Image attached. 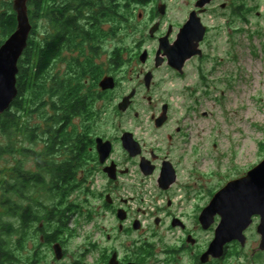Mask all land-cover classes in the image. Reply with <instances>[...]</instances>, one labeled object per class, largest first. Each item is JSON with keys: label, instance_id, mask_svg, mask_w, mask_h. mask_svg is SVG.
<instances>
[{"label": "flooded vegetation", "instance_id": "flooded-vegetation-1", "mask_svg": "<svg viewBox=\"0 0 264 264\" xmlns=\"http://www.w3.org/2000/svg\"><path fill=\"white\" fill-rule=\"evenodd\" d=\"M81 1L61 0V9L66 10L62 22L76 18L84 32L97 35L96 40L101 42L109 34L103 25L111 20L114 0H88L90 8L80 6ZM121 1L130 15L136 11L134 7H141L137 19H151L148 39L153 44L140 42L137 56L141 61L145 52L146 61H141V69L131 72L133 86L121 98L135 91L123 112L134 116L98 121L92 128L94 160L90 163L91 200L87 211L90 228L85 235L92 262L75 264H225L231 248L248 246L249 232L255 226L260 242L254 256L260 257L264 250L260 249L261 215L257 214L244 230L245 244L233 240L225 245L222 256L208 254L223 218L218 211L210 214L215 190L195 176L199 172L187 160L193 148L191 109L179 111L172 100L155 94L161 85L175 87L177 78L186 76L191 62L207 57L210 39L220 35L225 17L231 33L242 14L257 11V0H116L115 4ZM47 19L53 21L50 15ZM188 23L192 25L188 40L197 43L195 49L201 53L186 59L180 72L169 64L163 44L174 46ZM98 66L107 76L108 65ZM164 67L173 75L159 79L158 72ZM112 76L116 87L102 91L116 90L121 84L118 76ZM144 103L149 117H142L138 110ZM99 138L111 142V153L104 162L97 150Z\"/></svg>", "mask_w": 264, "mask_h": 264}, {"label": "rangeland", "instance_id": "rangeland-1", "mask_svg": "<svg viewBox=\"0 0 264 264\" xmlns=\"http://www.w3.org/2000/svg\"><path fill=\"white\" fill-rule=\"evenodd\" d=\"M13 2L14 0H0V15L7 10L15 11ZM118 3L115 4L117 5L115 13L118 11L119 14L113 16L112 13L111 20L107 25H103L109 30V34L101 42H96L95 63L107 64L108 75L118 76L121 84L116 90L108 92L102 91L99 85L100 93L91 105L93 116L89 118L86 126L89 134L95 133L92 128L96 127L98 121L134 116L133 113H123L119 110L118 104L122 101L123 95L131 91L133 86L131 72L142 68L143 64L137 56L140 42L146 40V46L153 44L148 39L151 19H137L142 8L134 7L136 11L130 15L124 3L122 1ZM34 22L31 35L37 40H44L49 33L55 31L45 14ZM224 22L225 26L220 35L210 39L207 57L191 62L186 76L177 78L176 86L172 89L168 85H161L155 90V94H162L172 100L179 111L191 109L193 148L187 160L196 168L194 171L199 172L195 176L200 177L205 186L213 188L215 193L228 182L245 176L264 159V0H257L256 12L242 14L241 19L232 25L231 33L227 17L224 18ZM3 39L0 26V41ZM117 49L120 64L115 65L113 56ZM77 54V51H65L63 58L56 62L54 70L65 73L68 70V58ZM103 75L99 76L98 84L105 77ZM172 75L166 67L158 72L159 79ZM141 106L144 107L138 110L142 112V117H149L150 113L146 111L145 103ZM204 112H207V115H204ZM34 118V121H39L37 116ZM85 120L84 116L74 119L78 130L82 131L85 128ZM43 141L32 144L23 135L15 136L11 140L0 130V180L11 178L13 181L18 166L25 171L37 172L39 169L36 165V156L28 155L25 149L39 150L45 145ZM11 143L14 149L5 152V148ZM84 172L85 170L79 171L78 179L84 178ZM88 180L81 182L69 195V204L73 203L76 207L70 211L68 230L61 235L60 240L52 243L46 240L47 234L55 232V225L47 220L48 205L59 203V199L50 198L47 191L49 183L28 190L25 193L26 199H21V194H10L15 202L36 205L41 219L31 228L24 247L18 253L19 259L16 264H34L31 263L33 254H36L35 264L92 262L87 247L89 243H86L85 236L90 228L87 221L91 200ZM2 196L3 191L0 188V212L5 215V221L15 222V216L8 214L7 209L2 206ZM56 242H60L65 251V256L61 260L55 255L53 246ZM259 242L260 236L255 226L249 232L248 246L244 249L237 246L231 248L225 264H252L254 260L258 264H264V253L260 257L254 256V250Z\"/></svg>", "mask_w": 264, "mask_h": 264}, {"label": "trees", "instance_id": "trees-1", "mask_svg": "<svg viewBox=\"0 0 264 264\" xmlns=\"http://www.w3.org/2000/svg\"><path fill=\"white\" fill-rule=\"evenodd\" d=\"M115 1L113 16L118 12L115 13ZM61 4V0L29 1L33 27L35 19L47 14L53 19L55 31L44 40H37L30 35L28 46L19 61V95L11 108L0 114L3 135L11 140L23 135L32 144L40 140H44L45 144L39 150L25 149L28 155L36 156L37 172L25 171L18 166L13 181L11 178L0 180L3 191L1 204L8 214L16 218L15 222L5 221V215L0 212V264H16L18 253L24 247L31 228L41 220L36 205L15 202L10 194H21V199H26L28 190L49 183L47 191L50 198L59 199V203L47 206V220L55 225V232L47 234L46 240L52 243L60 240L68 230L70 211L76 207L73 203L69 204V195L81 182H86L92 172L90 163L94 160V154L91 147L94 142L86 126L93 116L92 102L100 93L98 81L101 73L94 58L97 55V35L84 32L76 18L68 17L67 21L62 22L66 10L61 9ZM79 4L91 6L88 0H82ZM17 24L15 11L7 10L0 15L4 37L0 46L16 30ZM118 49L113 56L115 65L120 60ZM66 50L77 51L78 54L68 58L69 65L65 73L56 72L54 66L63 58ZM35 116L39 121H34ZM78 116L86 118L82 131L76 128L74 122ZM12 149L13 143L7 145L4 151ZM80 170H85L83 179L77 177ZM35 255L31 257V263L34 264Z\"/></svg>", "mask_w": 264, "mask_h": 264}, {"label": "water", "instance_id": "water-1", "mask_svg": "<svg viewBox=\"0 0 264 264\" xmlns=\"http://www.w3.org/2000/svg\"><path fill=\"white\" fill-rule=\"evenodd\" d=\"M29 1L14 0L13 8L17 15V28L0 46V114L9 110L19 95V61L28 46L33 30L29 15ZM191 28L190 23L184 26L174 46L163 44V48L169 57V64L180 72H183L186 59L201 53L199 49H195L197 43L191 44L188 40ZM140 58L142 62H145L146 53L144 52ZM99 85L103 90H111L116 87V80L114 76L107 75L100 81ZM134 94L135 91L133 90L124 97L118 105L119 110L127 111ZM97 150L101 162H104L111 153V142L99 138ZM132 153L136 154L134 151ZM209 209L210 214L215 211L220 212L223 219L208 254L222 256L225 253V245L233 240H240L242 244H245L247 238L244 230L251 223V218L255 214L261 215L258 231L262 236L260 249L264 250V159L245 176L228 182L215 194ZM53 247L56 258L61 260L64 257L62 244L56 242Z\"/></svg>", "mask_w": 264, "mask_h": 264}]
</instances>
